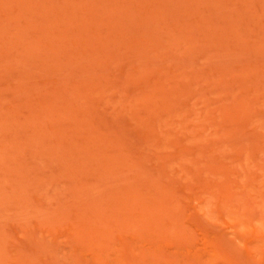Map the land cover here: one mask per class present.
Wrapping results in <instances>:
<instances>
[{"label": "rangeland", "instance_id": "obj_1", "mask_svg": "<svg viewBox=\"0 0 264 264\" xmlns=\"http://www.w3.org/2000/svg\"><path fill=\"white\" fill-rule=\"evenodd\" d=\"M0 264H264V0H0Z\"/></svg>", "mask_w": 264, "mask_h": 264}]
</instances>
